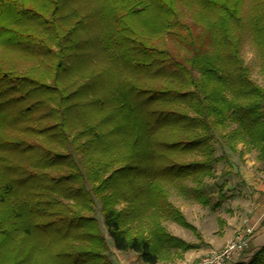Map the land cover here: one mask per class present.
<instances>
[{
  "label": "trees",
  "instance_id": "obj_1",
  "mask_svg": "<svg viewBox=\"0 0 264 264\" xmlns=\"http://www.w3.org/2000/svg\"><path fill=\"white\" fill-rule=\"evenodd\" d=\"M61 1L0 0V47L18 52L25 61L30 60L29 54L38 51L45 58L48 55L50 65L41 60L38 62L43 69L40 76L52 75L56 85L60 84L69 59L65 41L75 26H68L69 17L77 15L75 12L60 13ZM95 1L99 6L93 12L102 21V49L111 61H117V67L122 69L121 63L126 57L143 59L147 73L162 74L161 70H170L166 71L169 72L167 76L166 72L163 74L166 78L173 77L175 84H171L174 87L163 84L160 88L148 86L145 92L150 96L142 102L133 93L139 89L136 83L112 82V95L108 96L107 106L112 104L113 109H107L106 117L99 121L101 124L106 118H111L106 133L97 135L84 129L58 139L54 134L50 135L59 145H69L72 154L80 155L78 164L81 165L73 164L75 171L58 179L78 181L76 190L79 191L84 190L85 183L91 185V192L84 197V208L90 210L92 195L98 198L103 225L117 251H132L143 264L182 259L185 252L203 243L202 236L169 202L165 184L174 183L180 189V179L191 176L196 181L190 189L194 198L206 205L207 198L201 195V185L203 178L210 174L209 164L217 158L207 155L205 160L191 163H179L169 158L172 161L167 165H160L159 156L167 158L170 152L196 144L192 137L199 136V133L192 135L190 122L199 124L208 132L225 129L230 119L236 128L221 137L256 149L264 161V86L250 78L249 69L239 54L244 28V17L242 19L241 16L243 0H178L193 12L194 24L201 28L200 35L180 17L177 0ZM248 23L264 78V0L250 3ZM66 27L68 34H63ZM165 37L185 44L190 51L180 63L173 64V69H169L171 62H176L173 55L159 45H164ZM15 63L14 60L0 59V264H110L104 256L108 248L97 221L75 209L76 191L71 192L72 203L61 204L44 191L35 201L34 195L27 197L15 192L14 184L7 179L8 173L18 168L5 161L4 154L10 150L8 148L24 146L17 151L21 154L28 152L27 156L32 157L29 153L35 146L28 145L25 139L5 135V130L39 133L46 136V143L50 140L46 133H42L43 129L38 131L40 127L33 126L47 118L45 113L28 115L24 108L20 111L22 119L14 122L7 110L10 100L7 97L11 91L22 89L25 95L35 99L39 97L37 107L50 111V103L58 101L64 107L68 99L57 94L61 85L51 87L43 85L42 79H36L37 76L32 75L36 67L19 72L15 70ZM155 64L157 69L153 68ZM180 85L185 91L177 89L176 86ZM148 100L152 107L162 106L156 117L150 119L141 109V102L146 106ZM179 100H186L193 116L179 114L175 108ZM149 113L153 117L156 109L149 110ZM169 116L181 119L179 124L185 129L189 127L180 145L157 141L163 121ZM8 123H16L17 127H7ZM111 135L119 139L102 145L93 143ZM230 148L233 149L232 146ZM129 167L138 170L129 180L137 187L131 191L126 187L117 190L120 186L114 179L112 181L114 174ZM156 169L162 172L156 174ZM143 170H147L145 174ZM120 201L125 204L123 209H117ZM162 219L189 230L198 243H184L171 236L161 225ZM170 249H175V252L171 253ZM239 264H264V245L249 262Z\"/></svg>",
  "mask_w": 264,
  "mask_h": 264
},
{
  "label": "rangeland",
  "instance_id": "obj_2",
  "mask_svg": "<svg viewBox=\"0 0 264 264\" xmlns=\"http://www.w3.org/2000/svg\"><path fill=\"white\" fill-rule=\"evenodd\" d=\"M252 1L243 0L241 6L242 19L244 17V28L241 31L239 54L249 69L250 78L256 84L264 86V78L260 72V56L253 42L252 32L248 23L250 3ZM97 6H99V2L95 0H62L60 3V13L65 15L75 12L77 14L69 17L68 26L75 25L72 33H67L68 27L62 31L63 34H68L65 46L69 52V59L66 62L64 74L60 78L59 85H61L62 89H60L58 84L54 83L52 75L45 74L42 77L40 76L43 69L38 62L41 60L47 66L50 65L51 58L48 55L45 58V55L41 51H38L37 53H32V55L29 54L30 60L25 61V59L20 58L18 52L5 50L0 47V59L14 60L17 63H15V70L19 72L28 71L33 66L36 67V70L32 72V75L37 76L36 79H42L41 83L43 85L48 84L51 87H59L57 94H60L62 97L64 96L66 99L68 98L64 107H61L58 101L50 103L51 105H49L52 109L50 111L44 107L40 109L37 107L39 97L35 99V97L25 95L22 89L11 91L7 97V99H10L7 104V110L14 122L17 123V120L22 119L23 116L20 111L24 108L27 109L25 114L28 115L34 112L38 114L45 113L47 118H44V121L41 123H34L33 126L40 127L38 131L43 129L42 133H46L50 140H48L49 143H46V136L38 132L36 135L34 133L17 132L13 129L5 130V135L25 139L29 143L28 145H31V147L35 146L29 153L32 157L27 156L28 152L21 154L17 151L18 149L21 151L24 146L8 148L10 150L4 154L6 157L5 161L12 164L13 167L18 166V168L8 173L7 179L14 184L13 188L15 192L27 197L34 195L35 201L38 200L39 193L44 191L52 198L58 199L61 204L72 203L73 194L71 195V192L76 191L74 196L78 200L76 201L77 205L75 209L81 210L82 215L93 217L97 221L108 248L104 256L110 261V264H142L132 251L119 252L113 247L112 241L107 236L103 225L100 202L96 196H91L90 210L86 207L84 208V197L86 193L91 192V185L85 183L84 190L79 191L76 190L79 186L78 181L74 180L72 182L68 179L66 181L62 178L61 180L58 179L66 173L74 172L73 164L77 163L76 166H80L81 164H78L80 155L77 153L72 154L73 150L69 145L63 147L54 140L60 138V136H70L75 130L85 129L89 130V133L95 132L97 135L106 133L110 128L108 124H110L111 118H106L105 122H101V124L99 121L103 117H106V112L108 113L107 109H113L112 104L111 107L110 104L107 106L108 96L112 93V90H110L112 82L119 84L123 80L125 85L130 84V82L136 83L139 89L133 93L138 95L142 99V102L150 96V93L145 92L148 86L160 88L163 84L166 87H174L171 84H175L173 77L166 78L169 73L166 71L170 70H161L162 74L159 72L153 75V71L147 73V68L144 66L146 62L143 59L140 60L132 56L131 58L126 57V59L122 60V69L118 68V62L116 61V64L111 61L110 56L102 49V21L100 16L95 15L93 12V9H96ZM176 6L182 20L191 25L194 32L200 35L201 28L194 24L195 21L191 9L183 7L178 0ZM159 45L171 53L173 60L176 61L171 62L169 69H173L175 67L173 66L174 63H180L182 59L190 54L188 46L170 37H165L164 45ZM51 47H54L53 43ZM46 65L44 64V66ZM157 67L158 65L155 64L153 68L157 69ZM163 72H166V76ZM197 74L195 71L194 75L197 76ZM176 87L181 92L185 91L181 85L180 87ZM142 102L141 109L145 111L148 119L156 117L158 110L162 108L159 105L152 107L150 100H148L146 106ZM175 108L181 115H194L192 109L187 106L186 100H179L175 104ZM151 109H156L153 117L149 113ZM180 122L181 119L177 117H167L163 121V126L160 130L161 134L158 135L157 141L169 144L177 142L178 145L183 143L186 130L189 127L185 129V127L180 126ZM16 123H8L7 127H17ZM190 123L192 135L194 136V133H199L200 140H198L199 136H194L192 138L195 139L196 144L191 148L170 152L169 156H166L167 158L160 155L158 161H160V165H167L168 162L172 161L170 160L171 158L179 163L200 162L205 160L207 155L217 158L215 162L209 164L208 169L210 174L203 178L201 185V195L207 198L206 205H202L194 198L190 189L195 186L196 181L191 176L180 179V189L174 183L166 182L165 184L169 202L178 210L180 209L185 220L201 233L202 241L206 240L212 243L221 238L225 219H231L233 216H236V220L239 221L242 217L244 218L242 216L243 207L246 205L244 203L251 205L256 201L258 195L260 197L264 195V192L260 190V188H264V161L259 158L256 149L245 145L243 142H229L221 137L236 128V124L230 119L227 120L225 129H212L208 132L199 124L194 125V123ZM51 134L55 135V139L50 136ZM118 139V136L111 135L99 138V140L93 141V143L102 145L106 142L113 143ZM28 145L25 147H28ZM231 146L233 149L230 148ZM136 171H138L136 168L129 167L114 174L112 181L114 179L116 185L120 186L116 189L122 190L121 187H126V190L131 191V189L137 187L129 182L131 175ZM146 171L143 170V174ZM161 172L162 170L156 169V174H160ZM124 207L125 204L120 201L117 209H123ZM165 220L168 219H162L161 225L164 222L167 224L166 227L172 226L171 223ZM177 226L182 229L187 239L198 242L197 238L189 230L179 225ZM75 243L77 244L79 241ZM198 246H200L203 252L195 258L193 264L205 256V251H209L211 245L202 243Z\"/></svg>",
  "mask_w": 264,
  "mask_h": 264
},
{
  "label": "crops",
  "instance_id": "obj_3",
  "mask_svg": "<svg viewBox=\"0 0 264 264\" xmlns=\"http://www.w3.org/2000/svg\"><path fill=\"white\" fill-rule=\"evenodd\" d=\"M260 190L264 192V188H260ZM244 204H246L243 207V213H242V216H244V218L242 217L239 221L236 220L237 219L236 216H233L231 219H225V224L223 225L221 238L218 241H213L212 243L206 240L203 241L204 244L211 245L209 251L208 250L205 251V255L209 254L212 251L218 250L233 235H235L238 232H242L246 228L251 229L252 232L251 235L247 238V245L245 247L242 256L237 262H235V264L249 262L251 257L254 255V253L261 246L264 245V195L261 197L258 195L256 201H254V203H252L251 205H247V203ZM179 211L181 212L180 209ZM165 221H168L169 223L172 224V226L168 228L166 227L167 224L162 222L163 227L165 228L167 233H169L171 236L181 240L184 243H192V244L198 243L197 241L187 239L182 229L177 226L178 225L177 223L172 222L170 220H165ZM170 252L174 253L175 249H170ZM202 252L203 250L200 248V246H197V248H195L194 250L185 252L183 254L182 259H172L168 261L163 260L161 262H158V264H193L195 258H197L200 254H202Z\"/></svg>",
  "mask_w": 264,
  "mask_h": 264
},
{
  "label": "built area",
  "instance_id": "obj_4",
  "mask_svg": "<svg viewBox=\"0 0 264 264\" xmlns=\"http://www.w3.org/2000/svg\"><path fill=\"white\" fill-rule=\"evenodd\" d=\"M251 232V229L246 228L236 233L221 248L203 256L194 264H235L242 256Z\"/></svg>",
  "mask_w": 264,
  "mask_h": 264
}]
</instances>
